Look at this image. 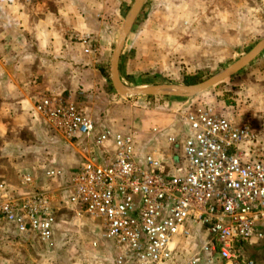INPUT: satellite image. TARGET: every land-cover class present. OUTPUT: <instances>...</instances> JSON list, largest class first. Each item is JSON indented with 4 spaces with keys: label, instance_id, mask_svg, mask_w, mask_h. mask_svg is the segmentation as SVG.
<instances>
[{
    "label": "built area",
    "instance_id": "2783aa9c",
    "mask_svg": "<svg viewBox=\"0 0 264 264\" xmlns=\"http://www.w3.org/2000/svg\"><path fill=\"white\" fill-rule=\"evenodd\" d=\"M34 110L65 140H90L63 189L65 200L99 224L116 264H256L244 246L264 244V148L248 124L208 105L186 110L182 141L166 137L177 152L165 172L160 152L139 154L131 134L95 129L73 102L44 95ZM45 175L59 178L62 171ZM21 184L33 185L32 177L22 176ZM10 193L0 182V220L21 235L51 241V194Z\"/></svg>",
    "mask_w": 264,
    "mask_h": 264
},
{
    "label": "rangeland",
    "instance_id": "374dc122",
    "mask_svg": "<svg viewBox=\"0 0 264 264\" xmlns=\"http://www.w3.org/2000/svg\"><path fill=\"white\" fill-rule=\"evenodd\" d=\"M135 1L131 0L125 10L121 30ZM208 1L216 3V7L207 9L204 4ZM263 39L264 0H145L125 41V44L129 41L130 47L124 44L119 58V79L129 90L182 86L185 76L197 74L202 83L236 64ZM116 43L110 53L109 69ZM260 57L264 59V50L252 62ZM252 62L212 88L173 97L121 96L112 86L109 71L108 91L105 97L93 100L96 106L73 103L87 114L95 129L131 134L139 154L157 150L163 159L169 160L177 150L167 145L166 137L172 134L177 144L182 141L181 118L185 111L200 105L211 106L216 113L224 111V106H219L220 99L233 103L231 84ZM59 98L69 102V98ZM261 110L264 114V109ZM38 117L51 131L52 138L38 136V129L34 137L23 133L28 143L34 144L12 153L13 161H18L4 171L0 182L7 184L14 197L31 191L50 193L56 211L54 236L51 241L42 242L34 235L19 234L0 220L14 232L0 241V264H116V252L101 240L99 224L75 212L65 200L63 189L83 162L75 149L84 152L88 143L83 146L75 141L68 143ZM256 124L261 129L257 132L259 145L264 148V119ZM50 169L61 170L62 176L47 178L45 174ZM26 174L32 177L33 185L21 184V177ZM94 241L98 243L96 247L92 246ZM244 256L256 264H264V244L251 240L244 246Z\"/></svg>",
    "mask_w": 264,
    "mask_h": 264
},
{
    "label": "crops",
    "instance_id": "0c3cea01",
    "mask_svg": "<svg viewBox=\"0 0 264 264\" xmlns=\"http://www.w3.org/2000/svg\"><path fill=\"white\" fill-rule=\"evenodd\" d=\"M130 4L131 0H0V179L18 161L12 153L34 144L23 133L34 137L38 129V136L52 138L34 110L42 96L69 98L81 106H96L93 100L105 97L110 53ZM204 6L211 9L216 3ZM125 45L130 47L129 41ZM231 85L233 103L220 99L224 111L217 114L234 116L259 132L256 122L264 119V59L257 58ZM73 141L83 146L90 140ZM75 150L84 161L87 152ZM169 164L165 157V172ZM10 233L14 232L0 221V241Z\"/></svg>",
    "mask_w": 264,
    "mask_h": 264
},
{
    "label": "water",
    "instance_id": "95a60500",
    "mask_svg": "<svg viewBox=\"0 0 264 264\" xmlns=\"http://www.w3.org/2000/svg\"><path fill=\"white\" fill-rule=\"evenodd\" d=\"M145 0H136L130 14L121 30L117 43L115 45L111 67H110V75H111V83L114 90L121 96H181L186 94H196L201 91L212 88L218 83L224 81L228 77L236 74L245 66H247L250 62H252L260 53L264 50V39L260 41L246 56L241 58L236 64L224 70L222 73L217 75L215 78H211L202 83H198L195 85H182V86H170V85H162V86H151L144 87L136 90L125 89L119 79L118 75V62L119 58L129 35L131 28L134 24V21L140 12L143 3Z\"/></svg>",
    "mask_w": 264,
    "mask_h": 264
},
{
    "label": "trees",
    "instance_id": "16d2710c",
    "mask_svg": "<svg viewBox=\"0 0 264 264\" xmlns=\"http://www.w3.org/2000/svg\"><path fill=\"white\" fill-rule=\"evenodd\" d=\"M200 76L197 74V75H192V76H185L183 78V84L184 85H195V84H198L200 83Z\"/></svg>",
    "mask_w": 264,
    "mask_h": 264
}]
</instances>
